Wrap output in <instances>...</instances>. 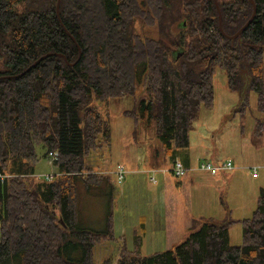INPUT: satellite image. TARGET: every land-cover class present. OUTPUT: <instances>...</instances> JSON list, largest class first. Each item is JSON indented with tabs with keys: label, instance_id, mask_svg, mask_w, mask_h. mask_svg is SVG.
Segmentation results:
<instances>
[{
	"label": "trees",
	"instance_id": "trees-1",
	"mask_svg": "<svg viewBox=\"0 0 264 264\" xmlns=\"http://www.w3.org/2000/svg\"><path fill=\"white\" fill-rule=\"evenodd\" d=\"M253 2L252 20L230 39L252 14L249 0H217L219 11L214 0H60L58 11L57 0H0V264H94V245L115 239L112 204L102 230L77 222L76 180L113 189L85 163L99 139L110 144L108 113L97 101L106 106L143 87L145 95L123 112L134 134L153 126L156 152L187 166L188 133L200 107L213 105L218 67L241 99L256 95L263 116L253 134L264 133V0ZM157 33L173 36L178 52ZM50 52L63 56L26 70ZM39 145L44 156L58 153L49 180L34 179ZM235 221L193 218L181 242L144 255L142 220L131 248L123 242L115 260L100 264H264V187L251 215L239 220L238 245L229 239Z\"/></svg>",
	"mask_w": 264,
	"mask_h": 264
},
{
	"label": "rangeland",
	"instance_id": "rangeland-1",
	"mask_svg": "<svg viewBox=\"0 0 264 264\" xmlns=\"http://www.w3.org/2000/svg\"><path fill=\"white\" fill-rule=\"evenodd\" d=\"M135 27L140 30L141 25L136 24ZM171 33L174 35L175 30L172 29ZM155 36L161 38L159 33ZM161 39L173 54L180 49L173 36ZM244 72L242 71L243 75ZM242 80L245 78L242 77ZM212 84L213 105L210 108L200 107L198 117L188 133V152L194 169L188 168L180 178L169 172L159 171L163 168L170 169L171 163L160 152H156L160 142L155 136L153 126H137L134 134L132 119L123 113L132 109L136 100L145 95L143 87L138 86L135 96L125 94L109 98L106 106L97 101L99 112L104 115L105 109L108 113L110 144L107 147L99 139L100 146L87 155L85 163L96 172L104 173L113 183V189L111 191L106 182L87 189L82 181L76 180L77 222L81 227L102 230L107 209L112 204L115 239H104L94 245V264H100L106 258L115 260L118 248L123 242L131 248L133 228L126 225V230L120 236L119 226L116 227L115 223L119 225L127 199L137 196L146 199L151 193L155 196L152 197L153 203L158 204L160 200L166 199V222L169 230L159 240L153 238V235L150 238L144 237V255L171 248L181 242L190 228L185 227L187 215L195 219L208 216L219 218L218 214L223 205L231 209V218L236 220L229 226L230 242L241 244L239 220L243 219L241 216L251 215L256 207L258 187H264V133L260 136L253 134L255 119L263 114L256 108V95L253 92L241 99L240 92L228 88L223 69L216 68ZM44 152L41 145L36 147L39 160L35 164L34 179L41 180L47 174L58 173V168L48 161ZM227 159L234 164V175L228 183L216 179L217 174L212 175L198 169L201 161L217 164ZM253 165L258 166L257 177L251 175L250 167ZM118 168L127 172L121 181L126 183L124 188L121 182H117L114 174ZM232 172H219L218 175L219 178H224ZM149 177H154L156 182H150Z\"/></svg>",
	"mask_w": 264,
	"mask_h": 264
},
{
	"label": "crops",
	"instance_id": "crops-1",
	"mask_svg": "<svg viewBox=\"0 0 264 264\" xmlns=\"http://www.w3.org/2000/svg\"><path fill=\"white\" fill-rule=\"evenodd\" d=\"M187 166L189 170L190 168L194 169L191 164L190 154H189V162ZM233 170L234 168L229 171H224V173L232 172ZM218 173H216L217 175L215 174L217 176L215 178L219 179V181L221 179V182H226V183H228L230 178L233 177L234 175V172H232L224 178H219L220 175H218ZM257 175L256 176L252 175V176L257 177ZM148 180L152 183L156 182V181L155 182L151 181L150 177ZM120 184H122L124 188L126 183L121 182ZM262 187L263 186H259L258 190ZM152 197H155V196L151 193L150 196L146 197V199L143 198L142 196H137L134 199H131V198L127 199L126 207L124 211L121 213L122 219L119 216L120 217L119 225L115 223L116 227L119 226L118 232H120L119 233L120 236L123 235L121 234V232L126 230V225H128V227L130 228H134L142 220H144V223H145V236H144L145 238H147V236L150 238L153 235V238H156L157 240H159L158 238H160V236H162L163 238L165 235L168 234L169 229H168V225L166 222L167 221L166 220V214H167L166 199L164 198V200H160V202L156 204L152 202ZM231 212L232 211L231 209L228 208V206L223 205L221 211L218 214L219 218H214L213 216H208V218H211L217 221H222V220H225L227 217L231 218ZM245 217L246 216H241V218H245ZM177 219L178 218H176V220ZM192 219L193 217L188 216V215L186 216L185 221H184L186 228L190 227Z\"/></svg>",
	"mask_w": 264,
	"mask_h": 264
},
{
	"label": "built area",
	"instance_id": "built-area-1",
	"mask_svg": "<svg viewBox=\"0 0 264 264\" xmlns=\"http://www.w3.org/2000/svg\"><path fill=\"white\" fill-rule=\"evenodd\" d=\"M57 156H58V153L55 150L49 151L47 153L48 161L52 164L57 159ZM233 168H234V164H233L232 160H230V159H227L226 161L221 162V163H217V164H212L210 162H205V161H201L198 164L199 170L208 172L210 174H216L218 172L229 171ZM187 170H188V168L186 166H184L182 164V162L179 161L178 159L174 160V162L171 164L170 169H166V168L159 169V171H163V173L170 172V174H172L176 178L182 177ZM250 170L252 172V175L256 176L258 173V166L253 165L250 167ZM114 174L116 175L117 181L120 183L124 179L125 170L122 168H118L117 170L114 171ZM53 176H54V174H47L43 177L46 180H49ZM150 179L153 182L156 181V179L154 177H150Z\"/></svg>",
	"mask_w": 264,
	"mask_h": 264
},
{
	"label": "water",
	"instance_id": "water-1",
	"mask_svg": "<svg viewBox=\"0 0 264 264\" xmlns=\"http://www.w3.org/2000/svg\"><path fill=\"white\" fill-rule=\"evenodd\" d=\"M59 1L60 0H57V11H58V5H59ZM249 2L251 3V5H252V7H253V11H252V14H251V16L249 17V19L233 34V35H230V36H228L230 39H234L235 37H237L240 33H241V31H243L244 29H245V27L249 24V22L252 20V18H253V16H254V14H255V5H254V2H253V0H249ZM214 3H215V5H216V7H217V10H218V3H217V0H214ZM219 11V10H218ZM219 13V12H218ZM219 25H220V19H219ZM52 54H58V55H62V54H60V53H47V54H45V55H42L41 57H39L37 60H35L26 70H28V69H30L31 67H33L35 64H37L40 60H42L43 58H45V57H47V56H49V55H52ZM63 56V55H62ZM66 62H67V60H66ZM68 64H70L69 62H67ZM25 70V71H26ZM242 71H245V69H241V71L240 72H242ZM248 80H250V78H248ZM240 85H241V82H240ZM239 91H240V87H239ZM246 92V89L244 90V93Z\"/></svg>",
	"mask_w": 264,
	"mask_h": 264
}]
</instances>
